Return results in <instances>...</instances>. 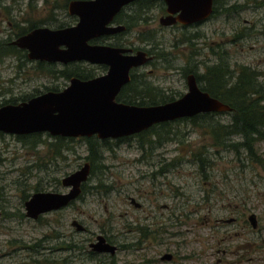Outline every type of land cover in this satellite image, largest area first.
Masks as SVG:
<instances>
[{"label":"rangeland","instance_id":"374dc122","mask_svg":"<svg viewBox=\"0 0 264 264\" xmlns=\"http://www.w3.org/2000/svg\"><path fill=\"white\" fill-rule=\"evenodd\" d=\"M4 4L10 5L9 0ZM16 5L17 9L8 12L0 8L1 39H15L19 27L28 23H47L53 28L74 23L66 0H17ZM162 15V2H153L142 14L145 20L139 19L115 42L153 49V60L132 74L142 75L164 98L176 99L186 92L188 71L202 75L207 66L221 61L233 71L246 65L264 74V0H230L202 23L186 27L162 26ZM44 69L29 59L3 58L0 101L19 102L68 84L63 76ZM52 69L99 73L97 65L84 62L56 63ZM227 113L219 112L215 118L228 122ZM159 132L160 137L144 134L112 142V149L103 153L104 167L96 168L87 181L92 191L85 199L36 220L25 216V200L36 191L66 192L61 179L87 161L86 142L73 137L63 146L62 156L53 158L48 146L53 136L48 133L22 139L2 133L0 264H66L68 255L70 264H93L80 259L83 249H66L67 242L87 248L82 240L85 235L69 224L73 218L91 233L107 230L118 244H132L118 253V264H150L147 259L163 252L182 255L178 257L182 264H264V164L251 161L245 152L213 146L205 128L186 121H174ZM199 150H206L209 159L203 172L193 156ZM256 152L264 161V140L257 144ZM129 196L136 197L142 208L130 205ZM252 213L255 229L243 222ZM231 217L237 220L223 221ZM154 220L165 226L163 241L157 233L154 240L150 234L138 246L133 238L137 230L130 231L128 225L158 228Z\"/></svg>","mask_w":264,"mask_h":264},{"label":"water","instance_id":"95a60500","mask_svg":"<svg viewBox=\"0 0 264 264\" xmlns=\"http://www.w3.org/2000/svg\"><path fill=\"white\" fill-rule=\"evenodd\" d=\"M135 0H72L68 12L77 17L75 24L63 28H36L11 41L27 52L30 60L58 62L85 61L105 64L107 71L90 79L72 77L59 91H46L25 101L0 105V132L14 135L48 133L62 137L117 139L138 134L151 126L192 117L200 113L228 112L229 105L199 88L193 73L186 76L187 90L180 97L161 104L139 105L118 101L121 87L130 80V69L151 60L144 50L115 47L89 41L114 34L121 25H111L113 17ZM166 15L163 26L190 25L208 19L213 0H163ZM90 175V164L83 165L61 179L67 192L37 191L24 202L25 215H39L61 209L81 192ZM255 216L251 214L249 220ZM77 227H80L77 225ZM98 251L114 252L115 247L98 236L92 244Z\"/></svg>","mask_w":264,"mask_h":264},{"label":"trees","instance_id":"16d2710c","mask_svg":"<svg viewBox=\"0 0 264 264\" xmlns=\"http://www.w3.org/2000/svg\"><path fill=\"white\" fill-rule=\"evenodd\" d=\"M230 0H213L214 14L218 8L225 5ZM136 4H139V9L136 10L134 18L128 23V28L136 25V22L142 16V11L150 8L152 0H138ZM148 3V4H146ZM141 12V13H140ZM138 16V18L136 17ZM144 18V17H142ZM32 27V26H31ZM31 27L19 28L16 32V37L26 33ZM9 39L0 38V61L7 56H17L18 59L27 61V54L25 50L17 48L15 45L10 44ZM38 69L46 70L53 76H63L65 79H69L71 76H76L81 79L94 76V74H84L82 71L76 70V72L68 71H55L52 69L53 64L47 62H36ZM46 66V67H43ZM100 68V67H99ZM237 71L231 70L230 65L224 61L207 66L202 75H196L198 82L203 90L207 91L211 96L220 99L225 102L231 108L227 114L230 115L228 122H222L215 118L217 112L200 113L192 117H185L176 119L173 121H167L155 124L145 131L138 134L120 137L117 139H99L95 135L90 137H82L87 145V161L91 165L90 178L94 176L95 169L104 167L101 163L105 150H111V144H118L121 141L130 139L134 136L156 135L160 137V128L169 127L174 121H186L192 126L203 127L210 135L213 146L224 148L226 150H234L236 153L245 152L246 156L251 161L264 164L263 159L257 155L256 146L259 142L264 140V74L257 72L249 66L242 65L236 68ZM145 80H136V76L133 74L132 81L128 83L117 96L118 101H122L130 104L139 105H151L161 104L167 101L175 99L164 98L158 89L147 85ZM133 88V89H132ZM53 91L56 89H52ZM27 99H22L25 101ZM7 103H18L16 100H4L0 101V105ZM2 132H0V135ZM41 133H31L25 135H18V138H26L27 136H39ZM52 136V135H50ZM237 136L238 140H232ZM73 137L53 136V141L48 143V146L52 148L53 158L62 156V148L66 146L67 141L72 140ZM199 162L200 170L204 171L205 166L208 165L209 159L207 158L206 150L197 151L193 154ZM89 178V179H90ZM99 184H101L99 182ZM87 182L83 184V187L87 188ZM25 198V197H24Z\"/></svg>","mask_w":264,"mask_h":264},{"label":"flooded vegetation","instance_id":"af4514ba","mask_svg":"<svg viewBox=\"0 0 264 264\" xmlns=\"http://www.w3.org/2000/svg\"><path fill=\"white\" fill-rule=\"evenodd\" d=\"M5 1H7V0H1V2H0V8L2 10H5L6 12H8L10 9H17L18 8L17 5H16L17 0H9V4L10 5H5V4H4V6L1 5V3H5ZM70 1H72V0H66V10H67L68 15L73 17V19H74V23L73 24H75L76 21H77V17L75 15L69 14V12H68V3ZM136 1H138V0H135L133 2H130V3L126 4V5H124L119 10V12L113 17V19H112V21L110 23L111 25H114V26L121 25V26L124 27V29H122V30H120V31H118V32H116L114 34L103 35V36L97 37V38H95V39H93V40H91L89 42L90 43H98V44H106V45H111V46H115V47L131 48L133 50V52H135L137 50H144L145 52H147V54L149 56H151V60H149L146 63L142 64V65H145V64L151 62L153 60V58H154V55L151 54V53L154 52L152 48L151 49H146V48H143V47L136 48V47H132V46H124V42H122V41L121 42L120 41L115 42L116 38L119 39V37L122 34H124V33H126V32L131 30L132 27L128 28V23L130 22V20H132L134 18L133 16L135 15L136 10L139 9V5H138L137 9H134V7H135V5L137 3ZM155 1H161L162 2V4L164 5V15H162V16H165L166 15V5H165L164 1L163 0H152V2H155ZM146 4H148V3H146ZM144 11L145 10L142 11V14H143ZM50 16L52 18L53 17V13H51ZM138 16H136V17L138 18ZM142 17L143 16H141V18H139V19L145 20V18H142ZM139 19H138V21H139ZM138 21L136 22V24L138 23ZM203 21H205V20H203ZM203 21L195 22V23L190 24V25H198V24L202 23ZM46 24L47 23H43V24L37 25L36 23H28V25L27 26H23L22 29L32 26L28 31H26V33H28L29 31H31L33 29H36V28L47 27V28H51V29H57V28H63V27H67V26L73 25V24H63V25H60V26H58L56 28H53V27L47 26L48 24L47 25ZM177 24L182 26V27L189 26V25H182V24H179V23H176V24H173V25H177ZM173 25H170V26H173ZM26 33H24V34H26ZM24 34H22V35H24ZM109 40H111V42ZM11 41H10V44H11ZM21 50H24V49H21ZM26 54H27V52H26ZM32 61H35V62H47V61H40V60H32ZM77 62H84L86 64H90V65H94V66L97 65L98 68L100 67L99 68V73L95 74L94 76L88 77L86 79H90V78H93L95 76L101 75V74H103V73H105L107 71V66L105 64H91V63H88V62H85V61H77ZM47 63H51V64L54 65V64H56L58 62H47ZM70 63H75V62H69L67 64H70ZM60 64H62V63H60ZM67 64H63V65H67ZM142 65L136 66V67H133V68L130 69V71H129L130 80H129V82H127L126 84H124L121 87V89L119 90L118 94L121 92V90L124 88V86H126L128 83H130L132 81V77H133L132 72L135 71V70H138ZM190 73H193L195 75L196 81H197V84H198L199 88L201 90H203L202 87L200 86L199 82H198V79H197V76H196L197 75L196 71L190 70V71H188L186 73V76L188 74H190ZM72 77H76V76L73 75V76L69 77V79L72 78ZM69 79H68V84H69ZM136 80H138V81L143 80L142 75H136ZM62 89H56V91H59V90H62ZM47 91H50V90H47ZM203 91H205V90H203ZM42 93H44V92H42ZM39 94H41V93H39ZM118 94H117V96H118ZM36 95H38V94H36ZM36 95H34V96H36ZM117 96H116V98H117ZM31 97H33V96H31ZM31 97H29V98H31ZM19 102H21V101H19ZM38 133H40V132H38ZM86 162H88V161H86ZM80 167H78V168H80ZM90 172H91V165H90ZM89 178H90V175H89ZM89 178H88V180H89ZM86 182H84V183H86ZM83 184H81V192L77 196H75L73 199H71L67 203V205L62 207L61 209L66 208V207H70L73 204H75L76 201L81 202V201H83L85 199L86 194L89 193V191H92V189L83 187ZM68 190H69V188H68ZM93 190L98 191V189H93ZM128 200H129V204L132 205L135 209H141L142 208V203L140 201H138V199L136 197L129 196ZM54 211H56V210H54ZM250 215H248L247 220L244 219V221H243L244 222V226L248 222L249 225H251V227L253 229H255L257 227L256 219H253V221L249 220V216ZM40 216L41 215H39V217ZM153 217H155V216H153ZM146 218H148V216H146ZM236 220H237L236 217H231V219H228L227 221H225V220H223V221L227 222V223H232V222H235ZM135 222H137V221H135ZM137 223H139V222H137ZM156 223L158 224V228L152 227L151 226L152 224L139 225V224H136V223H131V224L128 225V228H129L130 231L137 230V232H134L136 234V236H133V238H136L135 243L138 246L139 245H144V243H145L144 241H146V239L149 240L150 234L153 235L152 239L154 240L155 239V234L157 233L158 234V240L159 241H161V240L163 241V239L161 238V235H164V233H165V226H163L162 223H160V222L158 223V221L154 220L153 224H156ZM69 224L74 229V231L76 233L84 234L85 235L84 237L87 238V239H85V238L82 239L84 242H87V248H85L83 246L81 247L79 245H76V243H73V242H67L68 244L66 245V249H68V251H70V252L71 251L75 252L76 250L83 249L85 251V253H83V251L79 252L80 253V257H81L80 259L83 260V261L89 259V260L94 262L93 264H118V259H117L118 253L121 250H123V249L125 250L127 248H130V246L132 245V244H127V243L118 244L116 236H114L113 234L109 233L107 230H103V232H100V233H91L90 230L88 229V227L84 223H82L80 220H78L76 218H73L70 221ZM134 224H136V225H134ZM77 225L80 226V227H77ZM86 234H90V236H86ZM98 236H102L105 239L106 243L111 244L112 246H114L115 247L114 252L98 251V250L93 249L92 244H95L97 242ZM223 253H225L224 250H223ZM178 257H182V255H177V254L171 253V252H163L161 254L159 253L156 257H152L150 259H147V262H149L150 264H182V261H180L178 259ZM70 261H71V259H70V256L68 255V257L66 258V264H70Z\"/></svg>","mask_w":264,"mask_h":264}]
</instances>
